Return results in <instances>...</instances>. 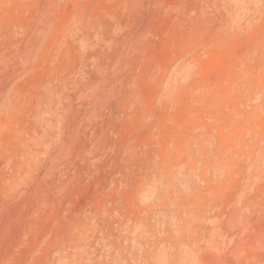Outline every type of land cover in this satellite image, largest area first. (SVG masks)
<instances>
[{"label":"rangeland","instance_id":"rangeland-1","mask_svg":"<svg viewBox=\"0 0 264 264\" xmlns=\"http://www.w3.org/2000/svg\"><path fill=\"white\" fill-rule=\"evenodd\" d=\"M235 206L264 231V0H0V264L264 263Z\"/></svg>","mask_w":264,"mask_h":264},{"label":"bare ground","instance_id":"bare-ground-1","mask_svg":"<svg viewBox=\"0 0 264 264\" xmlns=\"http://www.w3.org/2000/svg\"><path fill=\"white\" fill-rule=\"evenodd\" d=\"M253 213L256 214V212H253ZM228 214H229L228 218H229L230 222H232L231 224H236L238 222L239 218H240V220L244 221L242 223V225H241V226H243V228L241 227L243 230L242 229L241 230L243 232L242 234H244L245 237H247L246 241L244 240L245 244L247 246L248 245L249 246L250 245H258L259 246L258 248L264 249V247H263V245H264V231L262 230V231L258 232L257 228H254V226L258 224V220H259L256 217V216H258L257 214L256 215L254 214V217L253 216L244 217V215H242L241 209L236 207V206L231 208ZM83 225H84V223H83ZM258 225H260V223ZM81 240H78V241H81L83 243L85 242L84 244H87L89 242V239L87 240L86 237H84ZM81 242L74 243L69 238V239L65 240V242L62 243V245H59V246H61V250L63 252L62 257L59 260V264H89V262H90V264H93V259H92L91 256L88 257V256H86V254H82L81 250H83V249H81V247H82L81 246L82 245ZM0 243L2 244V242H0ZM213 243H214L213 244L214 247H216V250H218V251L217 252H211V251L204 252V254L200 256V261H201L202 264H238V260H239L238 255L237 254L234 255V252H233V251H236V250L231 251L228 248H225V247L223 248V246L221 245L222 243L221 244H217L216 242H213ZM209 245H210V243H209ZM83 248H85V247H83ZM263 253L264 252H262V254ZM217 254L220 256L219 261L216 260ZM263 256H264V254H263ZM247 260L244 259V261H247ZM250 260H253V257ZM242 261H243V255L240 258V263L239 264H243L244 262H242ZM261 261H262L261 258L257 259V256H256V258H255V260L253 262H254V264H264ZM98 262H100V261H98ZM250 262H252V261H250ZM250 262L248 264H250ZM245 264H247V262Z\"/></svg>","mask_w":264,"mask_h":264}]
</instances>
